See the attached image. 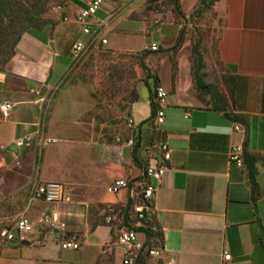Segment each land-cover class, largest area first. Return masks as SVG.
Instances as JSON below:
<instances>
[{"label": "crops", "instance_id": "0c3cea01", "mask_svg": "<svg viewBox=\"0 0 264 264\" xmlns=\"http://www.w3.org/2000/svg\"><path fill=\"white\" fill-rule=\"evenodd\" d=\"M89 1L73 8L69 22L46 26L37 34L23 32L11 56L0 65V104L8 102L12 105L6 114L0 111V148H7L26 135L50 138L51 141L45 144L48 150L46 148L38 179L43 182L66 181L67 184L64 185V199L58 203H47L49 211L42 213L57 214V206L74 202V213L80 220L90 212L87 209L90 203L119 204L123 208L128 202L126 191L107 197L106 186L116 178L134 179L141 172V168L132 161L130 146L118 147L115 142L103 143L91 134L83 138L77 133L59 138L53 144L55 138L47 136L40 124L39 88L56 82L72 63L71 45L76 41L84 42L82 37L85 36L75 17ZM107 5L108 0H105L103 7L91 18L93 25L107 21L110 16ZM212 7L217 30L215 55L233 92L232 96L228 94L226 111L243 115L245 123L241 124V131H235V121L223 111L212 108L216 100L212 99V91L195 89L191 50L186 57V72L181 75L178 74L177 57H174L167 84L160 76V64L168 54H148L155 60V67L150 70L157 75L158 85L167 92L163 121L155 124V113L149 117L147 90L145 96L139 94L128 103L126 119H132L129 129L133 132L129 137L133 138L140 131V153L146 164L161 160L157 147L161 141L167 142L170 158L165 161L167 169L152 200V219L162 233V251L160 256L149 255L145 264H264V0H214ZM172 24L174 30L169 38L173 43L182 28L181 23L173 21ZM164 26L165 23L157 25V29H161L162 41ZM117 28L112 24L109 30L116 31ZM77 30L79 36L75 34ZM186 41L184 34L180 45L185 46ZM152 43L159 49L170 48L168 44L163 48L157 41H151L150 46ZM64 54L71 57L70 63L61 61ZM202 63L204 67L203 56ZM54 73H57L56 78H52ZM205 75L203 72L205 83L214 86L205 79ZM200 92L208 97L202 98ZM141 103L148 105L144 114L140 112ZM118 135L122 137V134ZM233 143H240L242 147L244 144L245 151L256 158L255 197H252L243 154L242 165L229 160L228 153ZM28 146L17 147L16 153L7 150L0 158V166L14 169L13 165L24 158L31 164L32 156L30 161L27 154L21 157ZM119 151L122 152L121 158L117 156ZM113 157L122 159V168L113 169L122 175L109 177L105 188L100 190L98 178L104 179L106 173L112 171L109 163ZM47 168L49 172L55 170V174L44 176ZM25 176L27 181L32 173ZM73 190L80 196L75 201ZM31 204H36V201L30 200ZM114 214L116 225L120 227L121 217ZM109 225L95 223L77 232L80 245L73 250L80 251V254L72 264L96 263L101 255L110 259ZM118 226L115 228L116 237ZM103 230L105 232L101 233ZM39 233L41 230L36 231L34 225L27 239L28 246L32 247V238L39 237ZM47 236H42V239L45 241ZM138 237L144 240L142 234L139 233ZM115 244V259L123 264L126 248L117 240ZM37 249L36 256L43 260L55 256L52 251L57 249V245L45 241ZM60 250L62 248L57 249ZM223 250L230 254L226 262L221 259ZM62 260L61 264H69Z\"/></svg>", "mask_w": 264, "mask_h": 264}, {"label": "rangeland", "instance_id": "374dc122", "mask_svg": "<svg viewBox=\"0 0 264 264\" xmlns=\"http://www.w3.org/2000/svg\"><path fill=\"white\" fill-rule=\"evenodd\" d=\"M86 1L88 0H50L45 17L55 22L53 26H59L62 22H69L71 14L74 13L73 10L79 6V3ZM176 2L181 8V16L174 11ZM14 3L16 5L20 3L26 7L23 0H14ZM213 3L214 0L210 2L207 0H108V15L110 14V16L107 21L95 22L93 25V28L96 27L95 36L85 35L82 37L85 43L84 49L73 59L66 71L56 82L42 85L39 88L38 97L42 106L40 124L47 136L55 138L53 144L59 138H67L73 133L80 134V137L83 138L91 134L95 140L109 144L115 141L116 136H120L119 133L123 138L133 134L130 127L126 126L127 106L139 94L145 96L147 92L144 83L145 71L140 66V60L143 59L149 69L155 67L154 56H149L146 52L144 54V51L150 50L151 41L159 42L163 48L166 47V44L170 48L174 46L177 37L173 43L169 38L170 33L174 30L173 21L181 23V38L183 39L185 34L187 41L185 46L179 45L181 47L178 46L172 53L170 50L158 51L159 48L157 51L155 50L159 55L162 52L168 54V58L162 60L160 64V76L164 79V84L168 82V72H171L174 67L171 64L174 62V57H177V63L180 66L178 74L185 73L188 52L191 50L192 56V46L197 44L204 61L201 74L203 72L206 74L205 79L214 84L213 91L221 94L226 104L231 88L226 73L222 72L223 67L215 55L217 30L213 22L215 21ZM160 23H165L162 30L165 36L163 41L161 29H157V25ZM112 24L118 27L116 31L109 30ZM75 34L79 36L78 30ZM10 38L6 40L2 48L0 61L3 60L4 53L8 54L9 52ZM101 38H106L107 43H102ZM66 48H68V44ZM64 56L61 57V61L70 63L71 57ZM56 76L57 73H54L52 78H56ZM152 82L153 80H151ZM194 92L198 95L196 91ZM200 94L204 99L208 97L205 95L206 93L200 92ZM140 107L141 113L144 114L148 111L146 103H141ZM46 145L31 144L24 149L21 157L27 154L30 161L32 156L31 164L24 158L13 165L14 169L0 166V225L9 227L13 225L17 217L26 216L34 222L36 231L41 230L39 237L32 238V247L17 242L1 243L0 264H30L33 262L40 264V261H43L41 264H61L62 259L67 260L64 262L72 264L73 260L79 256L80 251L63 249L61 242L64 239H75L80 245L77 232L84 226H92L95 223L106 225L111 223L109 225L111 226V238L108 247L111 248L112 253H110L109 260L101 255L96 259V263L92 264H121L114 256L117 246L115 244L117 240L115 228L118 226L116 225L118 222L115 220L107 222L105 219L109 212L111 215L116 213L119 216V204L107 206L101 203H90L87 206L90 212L81 216V220L76 218L78 216L74 213L76 203L59 205L56 207L58 213L54 224L39 225L38 219L42 211H49L46 206L47 202L35 200L36 204L30 206L29 194L35 185L43 182L38 179V173L45 151L48 150ZM6 152L7 148H0V158ZM121 160L114 157L111 159L109 165L112 171L106 173L104 179L98 178L97 183H99L100 190L105 188L109 177L122 175V173L113 170L117 167L122 168ZM49 170L46 169L44 176L55 174V170L52 172ZM28 172H31L32 176L25 181V175ZM59 182L67 184L66 181ZM113 195L109 192L106 194L107 197ZM72 196L74 201L80 197L74 190ZM104 232L105 230L101 231V233ZM44 235H48L45 241L57 245V249L62 248V250L53 249L52 254L55 256L40 260L36 256L35 250L38 251L37 247L45 243L42 239ZM119 259L121 258L119 257Z\"/></svg>", "mask_w": 264, "mask_h": 264}, {"label": "built area", "instance_id": "2783aa9c", "mask_svg": "<svg viewBox=\"0 0 264 264\" xmlns=\"http://www.w3.org/2000/svg\"><path fill=\"white\" fill-rule=\"evenodd\" d=\"M105 0H90L86 6L82 7L75 17V21L80 25L83 34L90 37L95 36L96 27L93 28L91 18L96 15V12L101 7ZM102 43H106L105 38L100 39ZM85 43L82 41H76L71 45V55L73 59L79 55L84 49ZM150 49L157 50L156 44L152 43ZM167 92L158 85L155 91V100L157 108L155 110L154 123L160 124L163 121L164 107L166 103ZM12 105L8 102L0 104V111L2 114H6ZM128 127L132 126V119H127ZM243 126L239 122H234L233 129L235 131H241ZM116 146H133L134 139L132 137L122 138L116 136L114 139ZM51 141L50 138H42L39 135L31 136L26 135L15 142L16 147H22L27 145L46 144ZM159 155L161 160L147 164L141 169L140 174L134 179L116 178L108 183L106 189L111 194H117L121 190H125L128 201L130 202L129 211L130 217L134 220L136 227L144 226L146 216L153 211L152 200L154 198L156 189L162 176L164 175L167 166L165 161L170 158V150L166 141H161L158 144ZM242 152L243 147L240 143H233L230 147L228 156L229 160L235 162L237 165H242ZM122 152H117V156L121 158ZM65 186L59 181H46L35 185L29 194V200H40L47 203H58L64 199ZM126 206V205H125ZM124 206V207H125ZM120 213V211H119ZM118 216V215H117ZM107 222L116 219V215L107 214L105 216ZM57 220L56 213H41L38 223L40 226L52 225ZM34 228V222L24 216H19L14 221L13 225L9 227H0V244L3 242H18L27 240ZM151 230H155L156 226L152 225ZM142 234L144 240H140L138 234ZM145 241V233L143 231H136L128 228L121 219V226L117 231V242L124 245L126 248L125 256L122 259L123 264H134L137 252L142 248ZM63 249H77L78 243L75 239H64L61 242ZM162 251L161 247H151L148 249V255L160 256ZM221 259L226 262L230 259V254L227 250L221 252Z\"/></svg>", "mask_w": 264, "mask_h": 264}, {"label": "trees", "instance_id": "16d2710c", "mask_svg": "<svg viewBox=\"0 0 264 264\" xmlns=\"http://www.w3.org/2000/svg\"><path fill=\"white\" fill-rule=\"evenodd\" d=\"M50 0H23L26 7L23 5L15 4L14 0H0V53L3 50V46L6 43V40L9 39L8 48L9 52L7 54L4 53L3 60L0 61V65H2L5 61L13 53V48L18 42L21 34L23 32H29L37 34L39 31L43 30L46 26L53 27L54 23L52 20L45 17V13L48 11V3ZM210 2L211 0H207ZM22 3V4H23ZM20 5V6H18ZM174 11L177 15H182L181 8L179 3L176 2L174 5ZM181 32L180 30L176 43L169 49H159L158 51H173L175 50L181 42ZM157 51V50H156ZM155 50L150 49L149 51H144V54L148 55L149 53H155ZM192 58H193V70H192V79L194 83V87L196 90H201L207 88L212 91V99H216L215 103L212 105V108L217 111H223L224 114L235 122H239L240 124L245 123V118L241 114H231L227 112L225 100L221 94L216 91H213L214 88L211 84L205 83L202 74L200 73V69L203 67L201 52L199 51V46L197 44L192 46ZM140 66L145 71V79L144 83L149 91V101H150V115L149 117H153L155 110L157 108V103L155 100V91L158 86V77L152 72L143 62V59L140 60ZM151 80L153 82L151 83ZM233 92L230 90L229 95L232 96ZM136 99V98H135ZM134 143L131 150V157L134 164H136L139 168L143 169L147 164L141 158L140 153V131L136 133L133 137ZM243 159L247 165L248 170V179L251 187L252 197L256 196L257 190V182H256V158L250 156L244 149L243 144ZM130 202L128 201L126 206L120 208L119 216L122 219V222L131 229L136 231H143L145 233V241L143 243L142 248L137 252L135 257L134 264H145L148 259V249L151 247H161L162 233L161 230L155 225V222L152 219V214L149 213L146 216V220L144 226L136 227L134 225V220L130 217L129 211ZM152 225L156 226L155 230H151L150 227Z\"/></svg>", "mask_w": 264, "mask_h": 264}, {"label": "water", "instance_id": "95a60500", "mask_svg": "<svg viewBox=\"0 0 264 264\" xmlns=\"http://www.w3.org/2000/svg\"><path fill=\"white\" fill-rule=\"evenodd\" d=\"M7 150L16 153L17 152V147L14 143H11L10 145L7 146ZM22 244L24 245H29V241L28 240H24L22 241Z\"/></svg>", "mask_w": 264, "mask_h": 264}]
</instances>
